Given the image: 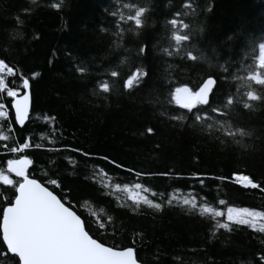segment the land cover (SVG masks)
<instances>
[{"label":"trees","instance_id":"obj_1","mask_svg":"<svg viewBox=\"0 0 264 264\" xmlns=\"http://www.w3.org/2000/svg\"><path fill=\"white\" fill-rule=\"evenodd\" d=\"M125 2L146 8L141 29L130 31L134 26L119 21L120 12L127 14ZM176 12L181 15L174 17ZM171 18L189 24L183 31L191 36L176 52ZM263 46L264 0H0V60L18 74L6 80L16 88L20 75L29 79L32 100L30 119L18 128L3 96L9 119L0 120V132L10 139L0 141V171L7 159H32L30 178L66 200L93 228L103 221L99 237L107 234V244L133 247L139 264H258L264 233L247 225L218 229L225 216H201L178 200L195 197L198 207L264 213ZM188 52L196 59L187 60ZM137 68L147 75L124 90L123 80ZM111 70L117 78L107 74ZM208 76L216 77L209 104L193 113L207 112L211 119L197 122L171 102V92L181 85L196 90ZM102 79L113 84L106 99L92 94ZM246 92L259 99L248 101ZM228 95L236 102L226 106ZM236 128L248 134H231ZM24 139L33 145L24 153L2 146ZM234 173L258 187H242ZM49 179L59 187L47 184ZM135 183L149 188L141 195L161 204L159 211L113 190ZM169 195L177 199L168 203ZM12 199L14 189L0 185V211ZM4 252L0 240V264H18Z\"/></svg>","mask_w":264,"mask_h":264},{"label":"snow or ice","instance_id":"obj_2","mask_svg":"<svg viewBox=\"0 0 264 264\" xmlns=\"http://www.w3.org/2000/svg\"><path fill=\"white\" fill-rule=\"evenodd\" d=\"M53 8L58 5L53 4ZM123 9L127 10L119 13V21L123 23H130L134 28L130 31L141 29L143 21L142 17L146 11L145 7H138L134 3H123ZM117 13H113L116 15ZM180 12L173 14L174 17H179ZM171 25L172 35L171 40L174 41L172 52L181 49L182 42H189L191 36L183 30L189 28V24L184 23L177 18L167 20ZM177 31L180 34H177ZM166 54L171 55V52L166 48ZM139 52L143 54L145 47H141ZM196 57L191 52L187 53V60L193 61ZM123 63V61H122ZM78 72H85L84 67H78ZM112 78H117L119 73L116 70H111L107 73ZM18 74L13 67L9 66L3 60H0V120L7 121L9 119V109L6 107V102L3 101V96L9 98L10 109L14 114L15 125L23 127L25 122L30 119V83L29 79L23 75L19 76L21 81L19 87L9 86L6 77H16ZM147 75L142 69L137 68L132 71L126 79L123 80L122 87L124 90H129L138 85L141 80ZM251 80L252 77H249ZM259 79H264L260 77ZM258 82V81H254ZM216 85V77L208 76L203 79L198 89L193 90L188 85H181L175 87L171 92V102L179 109L187 110L192 113L194 120L199 122L201 119H211L207 112H195L198 105H208L210 93L213 92ZM113 84L107 79L100 80L93 95L99 99H106V95L112 91ZM104 94V95H102ZM248 101L258 100L251 92L243 94ZM236 102L233 95H228L224 101L226 106L232 105ZM245 109L251 107L250 103L240 101ZM212 113L216 115H224L220 107H212ZM45 119H50L45 117ZM172 119H182V117H172ZM54 122V121H53ZM219 124L225 121H218ZM228 123V122H227ZM229 124V123H228ZM231 126V124H229ZM211 128V124L206 125ZM8 131H12L11 124L8 125ZM152 131L151 128L148 129ZM227 134V133H226ZM231 134L246 135L242 129L236 128ZM10 136L4 132H0V141H8ZM239 142V141H237ZM7 148L12 154L24 153L33 145H30L28 139H24L22 143ZM36 148L42 147L40 144L34 145ZM72 151H80L73 148ZM87 155L86 153H82ZM33 164V160L27 156H20L19 158H10L6 161V170L0 171V185H5L14 189V199L2 208L0 211V240L4 246V254H11V257L18 258V264H138L136 251L131 246L120 247L118 245H109L107 234L104 238L99 237V232L105 230V223L100 219L96 220V227H92L91 221H85L72 208L66 206L67 201L62 202L54 191L49 190L48 187L43 186L35 178H30L28 175L29 167ZM120 167V165H117ZM137 176L140 173H136ZM154 175V174H149ZM166 175V174H159ZM195 175V174H194ZM14 176L17 178L13 180L10 178ZM234 180L237 184L244 188L255 189L258 187L249 176L233 174ZM47 184L59 187L56 179H49ZM201 184L203 181L201 180ZM105 188L109 185L105 184ZM114 191H123L128 194V199L134 205H146L151 209L160 210L161 204L154 203L141 192L148 193V187H144L141 183H135L129 186L125 184L121 189L119 185L114 186ZM155 196L156 193L152 192ZM177 199L175 195H169L167 202L171 203ZM178 203L187 206L191 211H198L201 216L210 215L214 218L225 216L226 222L221 223L217 221L215 227L229 231L231 225H247L253 231L264 233V223H260L257 227L258 221H264V213L253 211L248 208L227 207L226 212L216 210L207 205H200L198 207L195 197H185L178 200ZM224 204V200L219 201ZM93 216L96 214L93 213ZM93 233H97L94 238ZM258 264H264V255L259 257Z\"/></svg>","mask_w":264,"mask_h":264},{"label":"water","instance_id":"obj_3","mask_svg":"<svg viewBox=\"0 0 264 264\" xmlns=\"http://www.w3.org/2000/svg\"><path fill=\"white\" fill-rule=\"evenodd\" d=\"M29 92H30V89H29ZM211 94L212 93H210V96H211ZM210 96H209V99H210ZM31 104H32V100H31V92H30V110H31ZM200 106H205V105H200ZM13 114V113H12ZM13 119H14V114H13ZM15 123V122H14ZM27 123V121L25 122V124ZM17 126V125H16ZM18 128H23V127H21V126H17ZM12 177H14V176H12ZM15 178V177H14ZM15 179H17V178H15ZM9 255H11V254H9ZM17 260H18V258H16ZM139 264V263H138Z\"/></svg>","mask_w":264,"mask_h":264},{"label":"rangeland","instance_id":"obj_4","mask_svg":"<svg viewBox=\"0 0 264 264\" xmlns=\"http://www.w3.org/2000/svg\"><path fill=\"white\" fill-rule=\"evenodd\" d=\"M261 58H264V46H263V48H262ZM260 223H264V221H258V222H257V227H259Z\"/></svg>","mask_w":264,"mask_h":264}]
</instances>
